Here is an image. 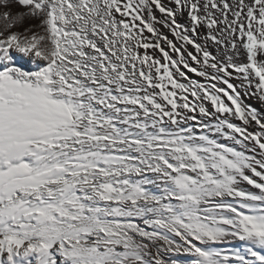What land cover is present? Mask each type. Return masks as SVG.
<instances>
[{
	"label": "snow or ice",
	"instance_id": "6c2138e0",
	"mask_svg": "<svg viewBox=\"0 0 264 264\" xmlns=\"http://www.w3.org/2000/svg\"><path fill=\"white\" fill-rule=\"evenodd\" d=\"M0 264H264V0H0Z\"/></svg>",
	"mask_w": 264,
	"mask_h": 264
}]
</instances>
